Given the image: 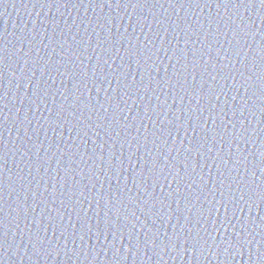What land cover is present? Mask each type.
I'll list each match as a JSON object with an SVG mask.
<instances>
[{
	"label": "water",
	"instance_id": "95a60500",
	"mask_svg": "<svg viewBox=\"0 0 264 264\" xmlns=\"http://www.w3.org/2000/svg\"><path fill=\"white\" fill-rule=\"evenodd\" d=\"M115 3L0 0V41L8 45L9 56L0 81V94L7 93L0 101V133L7 158L3 215L5 225H9L6 243L0 249V264H260L264 256L258 260L256 253L264 252V244L257 248V242L264 238V202L257 195L249 209L240 201V193L248 199L249 190L258 193L264 187V164L259 155L264 150V114L260 111L264 100L259 79L264 71V53L260 51L264 46L260 16L264 12L259 5L245 8L218 0ZM250 21L254 22L251 32L245 35ZM241 25L243 30L238 29ZM233 30L239 32V43ZM217 32L220 35H213ZM186 39L189 43L184 56L180 49L185 48ZM194 47L204 53L202 59H196L207 64L206 71L197 64L196 88L199 91L200 85L204 86L199 102L177 86V81L184 83L180 64H187L186 87L191 91ZM138 51L140 57L131 55ZM144 52L150 60L144 59ZM209 56L212 61L208 64ZM221 57L228 58L222 61L228 66L213 67ZM145 63L150 66V75L142 67ZM84 70L87 78L82 82ZM239 71L245 78L251 77L248 83L253 87L247 94L234 86V78L235 83L240 82ZM74 72L78 75H72ZM122 73L128 74L127 81ZM104 74L107 80L101 78ZM109 97L112 107L106 103ZM241 97L247 100L242 114ZM60 104L66 111L58 121ZM102 104L109 107L107 114ZM201 110L203 117L198 119ZM72 112L84 124L91 123L95 131L79 124L69 115ZM104 115L108 121L115 119L111 127L107 121L98 120ZM242 127L248 133L243 140ZM193 144L203 145L200 153L185 150ZM93 149L97 155L102 152L105 159H89ZM110 149L114 156L108 171ZM154 158L166 172L178 167L181 175L191 173L180 184L181 193L193 194L190 211L187 207L191 205L184 201L177 210L171 197L163 210L159 203L153 206L155 198L163 199L177 187L175 183L169 187L163 180L152 183V174L146 169L140 175L144 161ZM221 173L228 180L221 189L224 197L219 191L214 196L208 194L214 191L213 184L220 187ZM117 187L121 202L117 204L113 198L111 217L115 222L120 216L124 231L116 236L102 232L97 239L96 224L103 227L108 209L103 200L97 207L96 200L101 192L106 199V194L115 193ZM198 194L200 199L196 200ZM229 194L235 197L230 205ZM156 212L160 215H149ZM123 215L129 217L126 228ZM184 216L189 217L187 223ZM145 221L147 225L141 228ZM89 225L92 234L86 233ZM153 238L156 247L146 243ZM193 240H199L195 250ZM249 240L251 245L246 243ZM241 241L245 246L237 250L235 245Z\"/></svg>",
	"mask_w": 264,
	"mask_h": 264
},
{
	"label": "snow or ice",
	"instance_id": "6c2138e0",
	"mask_svg": "<svg viewBox=\"0 0 264 264\" xmlns=\"http://www.w3.org/2000/svg\"><path fill=\"white\" fill-rule=\"evenodd\" d=\"M141 2L148 3L149 0H137V4H140ZM156 2H158V0H156ZM174 2H175V0H169L170 4L174 3ZM218 2L219 3H223V4H233V6H244L245 8H247L248 6L255 7L256 5H259L260 11L264 12V0H235V2H233V0H222V2H221V0H218ZM107 3L109 5H112V0H107ZM129 3H131V0H129ZM115 4L117 6H119L121 4V0H116ZM260 19H261L262 22H264V16H260ZM253 23H254L253 21L249 22V26H248V29L245 31V35H249L250 34L251 25ZM201 27H202V25H201ZM243 27L244 26H242V25L238 26V29L243 30ZM193 31H195V30L193 29ZM261 31L264 32V29H262ZM213 35H220V33L217 32V33H215ZM233 37H234V39L237 40V43H239L240 37H239L238 30H233ZM205 38H207V37H205ZM188 43H189V41H188V39H186L184 41L185 48H181L180 49L181 54H183L184 56H187V45H188ZM144 48L147 49V45H144ZM260 51H261V53H264V46L261 47ZM217 52L219 53V49L217 50ZM239 54H240V50L237 49L236 50V55H239ZM131 55L140 57V52L138 51L136 53H131ZM173 56H175V58L177 60V63L180 64V58L176 56V52L175 51H173ZM203 56H204V53H203L202 49H196L195 47L193 48L194 63H192V65H191V68H192V72H191V77H192L191 91H189V88L186 87V85H188V81H187L188 65L187 64H180V68H182L184 70V73H185V75H184V83L180 84L179 81H177V86L180 89H182L183 91L187 92L188 95L194 97L198 102H199L200 98H203L200 95V93L203 91V87L204 86L200 85V90L199 91L197 90V88H196V83H197L196 76H197V74H198V72H199L201 67L204 68L205 71L207 70V64H200V60L196 59V57H200L202 59ZM8 58H9V56H8V45L5 44L3 41H0V81H2V79H3L4 71H5V67H6L5 61L8 60ZM144 59L146 61L151 59V57L148 54V52H144ZM224 59L228 60L227 57H221V60L217 61L213 65V67H215L216 64H220L222 67H227L228 65H225L222 62V61H224ZM261 60L264 61V55L261 56ZM209 61H212V58L210 56L207 58V63L208 64H209ZM105 63L107 64L106 60H105ZM139 63H140V61L137 60V64H139ZM25 64H27V61H25ZM197 64H200V68L199 69L197 68ZM253 66H255V65H253ZM109 67H111V66H109ZM142 67H144V70L146 71L147 75H150V72H151L150 66L147 63H145ZM244 67L247 68V65H244ZM156 71H158V69H156ZM81 73H82V75H80V80L83 82V81H85V78H87V71L84 70ZM238 74H239L241 79H240V82L237 84V83H235V78H234V86L237 87V88H243L244 92L247 94L249 89L253 87L252 84L248 83V81L251 80V77L245 78V75H244L243 71H239ZM72 75H78V74L74 72V73H72ZM174 75L178 76L179 73L175 72ZM122 76H123V80L127 81L128 74L122 73ZM101 78L104 79V80L108 79L106 74H104ZM113 78L114 79H119V77H117L115 75H113ZM215 78L216 77L213 76V79H215ZM222 78L227 79L226 77H223V76H222ZM169 79H171V78H169ZM259 79L261 80V88H260L261 99L264 100V71H262L261 76L259 77ZM159 83H160V81H157V85L158 86H159ZM168 86L170 87L171 84H169ZM83 87L84 88L87 87V83L86 82L83 83ZM79 90L80 89L77 88V91H79ZM213 94L214 93L210 92L211 96ZM255 94H256L255 91H253L252 95H255ZM6 95H7V93L0 94V101H3V98ZM35 95L37 97H39L40 94L38 92H36ZM66 98L67 97H65V99ZM122 98L123 97H120V99H122ZM217 99H219L218 96H217ZM248 99H251V97H249ZM241 100L243 101L242 108L240 109L241 114H242L243 106L247 104V100L244 97H241ZM33 103H36V100H33ZM106 103H108L109 107H112V103H111V98L110 97L106 100ZM181 103H183V96H181ZM100 107H101V109H103L105 114L108 113L109 107H105L103 104ZM115 107L118 108L120 110V112L123 111V109L120 108L119 104H116ZM213 107H215V106H213ZM57 108L59 110L57 112V118H58V121H59V118L61 116H63L62 113H65L66 109L64 108L63 104L57 105ZM248 110L252 111V107H250ZM0 111H2V110H0ZM221 111H223V109H221ZM236 111H237V109L234 108L233 109V115L236 114ZM260 111H261L262 114H264V106H262L260 108ZM187 114H188V111H187ZM69 115L75 117V119L80 122L79 124H83V126L86 127L87 129L88 128H93V125L91 123L84 124V122L80 120V117H77L74 112L69 113ZM113 116H115V113H113ZM202 117H203V111L201 110L198 119H201ZM179 118L180 117H177V119H179ZM210 118H211V113H210ZM99 119H103L104 121H107L109 127H111L112 124L115 123V119H113L112 121H108V116L107 115H104L102 117H98V120ZM188 120L189 121L192 120V117L189 114H188ZM204 123L206 125L208 123V121L204 120ZM213 123H215L214 119H213ZM229 123L232 124L233 129H235L236 125L234 123H232L231 121H229ZM240 123L243 126V121H240ZM103 126H104L103 124H97V127H103ZM93 130L95 131L94 128H93ZM255 131H256L255 129H252L253 133H255ZM85 134H87V132H85ZM185 134H187V132ZM106 135H108V133H106ZM153 135H155V134H153ZM168 135H171L170 131L168 132ZM246 135H248V133L246 131H244L243 127H242V129H241V137L240 138L243 140L244 136H246ZM144 139H145V141H147L148 138L145 137ZM212 139L215 140V137L213 136ZM233 139H234V137H233ZM205 141H207V136L205 137ZM164 142H166V141H164ZM101 147H103V145H101ZM112 147L114 148V145ZM201 147H203V145L193 144V145H191V147H187L185 150L187 152H189V153L195 152V153L198 154V153H200V148ZM4 148H5V146H4L3 142H2V133H0V249H2L4 247V245H5V243H6V237L8 235V231L7 230L9 228V225H7V226L5 225V217L3 215V213H4V200H5V198H4L3 176L5 174V169L7 167V158H6V153L4 151ZM208 151L211 152L212 148L209 147ZM25 154H27V153H25ZM259 155H260L261 164H264V150H261L259 152ZM113 156H114V152H112L111 149H110L109 150V155H108V161H109L108 171L112 170L111 169V164H112ZM93 157H95V159H99L101 161H103L105 159L104 154L101 152L99 155H97L95 149H93V155L89 156V159H93ZM81 158H83V157H81ZM164 159L167 160L168 158L165 156ZM223 162L227 163V161H223ZM184 167L188 168L189 165L188 164H184ZM233 167H235V165H233ZM145 169L147 170V172L152 174V176H150V178L152 180V183L159 184L160 181L163 180L165 183L169 184V187H171L172 183H175L177 185V187L174 189V191H170L167 195H165L163 197V199L155 198V200L153 201V206H155V204L159 203L160 206H161V210H163V208L165 206L169 205V204H167V200H168L169 197H171L172 200L175 202V204L177 206V210L180 209L181 201H184L186 206L187 205H191V207H187L188 211L191 210V208L193 207V203H192L193 194L191 192H189L187 194H183V193H181V189H180V184L186 182L184 180V176H191V173L183 172L184 175H181L182 170H181V168H178V167L174 168L172 172H166L164 167L160 166L158 160H156L155 158L153 160H151V161H149V160H145L144 161L143 167L140 169V175L143 174ZM157 169H159V171H157ZM193 170H195L194 167H193ZM117 171H119V169ZM153 174H155V175H153ZM253 175H255V173H253ZM222 176H223V174L221 173L219 175V181H218L220 187L217 188V185L213 184L212 188H213L214 191L213 192H209L208 194H211V195L214 196V192L215 191H219L221 197H224L225 193H224V191H221V189L225 187V181H228V180L223 179ZM170 177H171V179H169ZM76 183H79V182L77 181ZM143 183H144V181L141 180V184H143ZM84 187L86 189L87 185H85ZM189 187H191V184H189ZM204 187H205V185H204ZM245 188L247 189V184H245ZM119 194H120V190H119V187H117V190H116L115 193L109 192V193L106 194L107 195L106 199H105V194L103 192H101V194H99L100 199L96 200L97 207L100 206V202H101V200H103V205L108 209V211L104 212L103 227H101L99 222L96 224V233H95V235H96L97 239H99V237L102 234V232L105 233V234L113 233V235L116 236V235H119L121 232L124 231V228H121L120 223H119L120 216L119 215L117 216V221H115V222L112 220V217H111L112 206H113V198L116 197V203L117 204H119L121 202L120 199H119ZM177 194H180V195H177ZM247 195H248V199H245V193L241 192L240 193V201H243V203L245 205H247L249 207V209H251L252 205L255 204V197L257 195H259L260 200L262 202H264V187H260L258 193H257V191L255 189L254 190H249L247 192ZM81 196H83V192H81ZM194 198L196 200H199L200 199V195L198 194ZM93 199H96V197H93ZM205 199H207V196H205ZM234 200H235V197L229 194L228 197H227V204L228 205L232 204V202ZM135 202L139 203V201H135ZM62 203H64V202L62 201ZM145 203H147V201H145ZM221 203L222 204L224 203L223 199L221 200ZM237 203H239V201H237ZM89 207H91V205H89ZM225 208L227 209V205H225ZM73 210H75V209L73 208ZM234 213H235V208H233V214ZM152 214H154L155 216H159L160 215L159 212L150 213L149 215H152ZM210 214H211V212L209 211V215ZM133 215H135L134 212H133ZM199 215H201V213H199ZM77 217H78V220H79L80 219L79 213H77ZM184 217H185V222L187 223V220L189 219V217L188 216H184ZM123 219L125 221V228H126L127 227V223L129 222V217L127 215H123ZM169 219H171V217H169ZM225 219L227 220V216H225ZM34 223H35V221H34ZM132 223L134 224L135 222L132 221ZM177 223L179 224V220H177ZM146 225H147V221H145L144 224L141 225V228L145 227ZM84 228H85V223H83L81 225V230H83ZM151 231H152L151 228H149L148 232H151ZM148 232H145V237L146 238L148 236ZM86 233L92 234V227L90 225L87 227V232ZM197 235H199V234L197 233ZM174 236H175V239L178 238L176 235H174ZM36 237H37V243H39V233L36 234ZM29 238L31 240V235H30ZM80 238H81V240H83L84 236L80 235ZM120 239L122 240L123 236H120ZM129 239L131 240L132 238L129 237ZM170 239H174V238L172 237ZM146 243H151L153 247H156L154 238L152 240H146ZM184 243L187 244L188 240L185 239ZM246 243L248 245H251L252 241L249 240ZM136 244H137V247H139L140 241L138 239L136 240ZM260 244H264V238H262L259 242H257V248L258 249H259ZM198 245H199V240H193V250H195V248ZM244 246H245V244H244L243 241L238 242L235 245L237 250H240ZM171 247L175 250L176 249V244L175 243L171 244ZM128 248H129V250L131 249V244L128 245ZM249 251H251V249H249ZM256 255H257V258L259 260L261 256H264V252H257ZM249 258L251 259V256H249ZM117 264H119V262H117ZM260 264H264V260H260Z\"/></svg>",
	"mask_w": 264,
	"mask_h": 264
}]
</instances>
